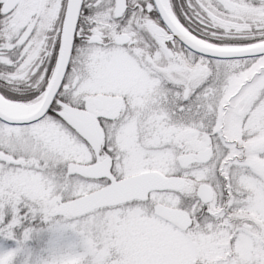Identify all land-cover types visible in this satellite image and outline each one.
<instances>
[{
  "label": "snow or ice",
  "instance_id": "snow-or-ice-1",
  "mask_svg": "<svg viewBox=\"0 0 264 264\" xmlns=\"http://www.w3.org/2000/svg\"><path fill=\"white\" fill-rule=\"evenodd\" d=\"M45 231L40 264H264V0H0V264Z\"/></svg>",
  "mask_w": 264,
  "mask_h": 264
},
{
  "label": "rangeland",
  "instance_id": "rangeland-1",
  "mask_svg": "<svg viewBox=\"0 0 264 264\" xmlns=\"http://www.w3.org/2000/svg\"><path fill=\"white\" fill-rule=\"evenodd\" d=\"M41 227L46 226L42 225ZM50 239L51 234L45 231L42 238L34 237L27 242L23 255L17 258V264H29V259L30 264H40L42 258L48 254ZM16 243L15 240L8 241L9 245H15Z\"/></svg>",
  "mask_w": 264,
  "mask_h": 264
}]
</instances>
